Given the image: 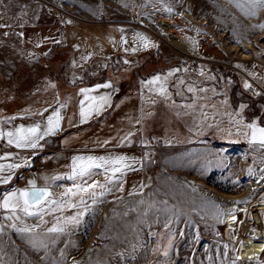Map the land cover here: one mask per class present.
Masks as SVG:
<instances>
[{
    "label": "rangeland",
    "instance_id": "1",
    "mask_svg": "<svg viewBox=\"0 0 264 264\" xmlns=\"http://www.w3.org/2000/svg\"><path fill=\"white\" fill-rule=\"evenodd\" d=\"M9 1L13 0H0V16L6 10L38 24L47 22L42 18L46 15L54 17L60 21L61 37L66 23L112 24L136 36L137 48L143 49L145 43L155 48L134 58L95 61L73 76L67 74L64 63L58 74L54 71L62 81L110 78L125 89L149 91L148 82L154 74H164L165 61H169L174 71L159 77L167 82L174 78L175 97L190 102L186 93L192 92V84L206 87L204 96L208 90L210 96L220 95L215 111L220 115L205 120V129H175L170 127L171 118L159 117L155 129H148L143 138L160 135L163 146L147 156L149 166L137 196L124 198L116 189H98L95 202L84 196L87 210L78 205V196L72 197L71 203L78 206L43 215V223L38 216L24 213L8 219L11 213L0 209V264H71L77 259L76 264H156L161 260L170 264H264V149L246 146L244 137L236 135L235 124L241 118L245 124L264 123V95L249 94L245 88L247 78L264 86V28L259 27L264 24V6L251 15L244 0H14L7 5ZM172 34L179 35V40ZM11 72L10 67L0 69V81ZM23 72L31 80L42 77L41 69ZM3 82L0 88L4 89ZM153 91L159 93V85ZM174 105L180 113V104ZM210 107L205 102L206 115L213 113ZM195 114L190 111L185 122L192 124ZM3 118L1 129H5ZM0 157H4L0 165L17 163L15 159L8 162L10 155L5 152ZM19 168L5 169L0 176L10 175L9 184L21 185L43 177L42 170ZM237 208L243 209L242 215H237ZM73 216L79 222L65 224ZM57 225L64 231H48ZM25 226L34 230L18 231ZM239 241L259 247L251 255L240 254Z\"/></svg>",
    "mask_w": 264,
    "mask_h": 264
},
{
    "label": "crops",
    "instance_id": "2",
    "mask_svg": "<svg viewBox=\"0 0 264 264\" xmlns=\"http://www.w3.org/2000/svg\"><path fill=\"white\" fill-rule=\"evenodd\" d=\"M13 1L6 4L10 5ZM42 18H47V22L38 24L33 22V19H26L24 14H10L6 10L0 16V69L10 67L12 70L10 77H5L4 82L0 81L5 86L4 89L0 88V99L2 95L4 96L0 117L4 115L5 123V129H1L0 122V134L15 132L17 128H30L37 124L40 125L42 133L47 126L48 118L55 112H59L61 116L59 130L52 135L44 136L35 148H17L14 144L8 143L7 136L0 135V143L3 145V151L0 153L10 155L8 162L15 159L16 164L20 165L19 169L26 170L35 159L42 161L43 177L35 182V186L46 188L52 194L49 199H59L66 188L73 187L74 182L67 177L71 174L72 160L76 156L126 157L129 167L124 170L123 175L117 173L109 183L106 177L111 176V172H106L102 168L93 169V175L88 183L103 184L105 188L100 190L104 191H108V188L116 189L120 197L137 196L143 190L149 166L141 148L147 143L148 136L143 137L148 129H155L159 117L168 118L169 121L171 118L170 127L172 124L175 129H205V120L220 115L219 112L215 113L217 101L220 100L219 94L214 92L210 96L208 90L206 92L208 96H204L205 92L203 94L202 89L206 87L192 84V92L186 93L189 101L194 102L191 105L190 102L175 97L176 92L171 87L174 78L167 82L165 77H161V80H165L166 95L153 91L159 84H149L151 86L149 91H133L124 90L123 85L110 78L87 83L74 82L76 78L73 82L62 81L54 71L57 70L58 74L60 66L64 63L68 65L67 74L73 76L77 75L78 69L95 61H108L114 57L134 58L143 54L145 50L155 48L151 45L143 49L137 48L136 36L128 33L123 27L112 24L83 26L66 23L61 37L59 19L48 15ZM2 50L5 52L2 53ZM2 55L5 56L4 59ZM82 61H85V64L81 63ZM165 64L164 74L174 71L175 66L171 65V62L165 61ZM38 69L42 70V77H38L37 81L36 78L31 80L23 72L26 70L29 73L28 71ZM16 71H19L20 75L17 73L18 76L12 77ZM164 74L156 73L154 77ZM105 84L110 87H103ZM183 88L182 86L181 89L185 92ZM82 89L94 90L89 93L93 97L110 98L109 103L98 115L93 113L84 123H81L80 117L81 102L84 101L87 105L88 101H85ZM213 89L217 91L219 87L214 86ZM205 102L211 105L209 109L214 110L213 113L206 115ZM174 104H180V113L175 112L177 106ZM189 108L196 113L195 120L190 125L185 122L192 111L188 110ZM173 116L177 121L172 120ZM215 120L217 121L214 119L212 126ZM258 126L264 127V123ZM245 144L252 148L258 147L249 145L246 139ZM39 145H43L45 150L42 151ZM28 188V182L22 185L15 182L0 183V200L5 193Z\"/></svg>",
    "mask_w": 264,
    "mask_h": 264
},
{
    "label": "snow or ice",
    "instance_id": "3",
    "mask_svg": "<svg viewBox=\"0 0 264 264\" xmlns=\"http://www.w3.org/2000/svg\"><path fill=\"white\" fill-rule=\"evenodd\" d=\"M244 5L249 8V14L255 15V10L257 7L264 6V0H244ZM244 5L237 4V7H243ZM259 27L264 28V24L259 25ZM144 40V37H140ZM147 47V43L144 45ZM173 73H169L172 75ZM166 79V78H165ZM151 85L159 84V93L161 95H166V88L164 82L161 81V77H153L152 80L148 82ZM103 87L107 88L110 85L105 84ZM250 85L245 83V88H249ZM191 90V89H190ZM90 91L88 89H82L81 93L84 95L85 101H88L87 105L84 101L81 102L82 106L80 109L81 123L86 122L93 113L99 114L105 105L109 103V97L100 96L93 97L90 96ZM244 106H241L243 110ZM239 116V113H237ZM61 116L59 112H55L53 116H50L47 121V126L45 130L40 132V125L37 124L30 128H17L15 132L2 133L0 135L8 137V143L10 145L14 144L17 148H35L37 147L38 141L43 139L44 136L52 135L59 130ZM237 126L236 135H242L246 139L249 145H257L258 149H264V127L258 126L255 122L245 124L243 119L235 121ZM241 129H244L241 132ZM231 135V133H229ZM107 143V142H105ZM4 159V157H0ZM127 158L124 156L116 157H92V156H76L73 157L71 165V174L67 177L69 180L74 182L73 187L66 188L59 199H49L52 195L46 188L37 189L34 182H29V188L24 190H12L5 193L3 199L0 200V209H3L9 213L11 216L7 217L11 219L16 216L17 212H22L26 216H38L41 223H43V215L48 214L52 211H62L65 207H73L78 205H84L85 210H87L88 205L84 199L85 195L92 198L93 202L96 199V189H104L105 185L98 184L96 182L88 183L93 175V169H104L106 172H111V176L106 177L109 183L112 182L113 177L117 173L121 175L124 174V170L129 167L126 163ZM19 164H8L0 165V172H4L5 169L11 171L19 168ZM252 169H248V173H252ZM264 171V169H262ZM264 179V177H261ZM11 180V176H0V183H8ZM78 180L84 181L83 183H78ZM103 195V191L100 193ZM79 197L78 205H73L71 203L72 197ZM55 206L54 208L52 206ZM219 207V205H217ZM80 216L83 215V211L79 213ZM233 220L235 217H232ZM78 217L73 216L65 221L68 223H78ZM34 229L27 226L18 229L20 232H31ZM49 232H63L64 227L59 225L48 229ZM264 250V249H262Z\"/></svg>",
    "mask_w": 264,
    "mask_h": 264
},
{
    "label": "built area",
    "instance_id": "4",
    "mask_svg": "<svg viewBox=\"0 0 264 264\" xmlns=\"http://www.w3.org/2000/svg\"><path fill=\"white\" fill-rule=\"evenodd\" d=\"M254 67L256 69L259 68L258 64H255ZM249 81V88H246L247 93L249 94H261L264 95V86L261 85L259 82L254 81L253 79L247 78ZM163 146V138L157 135H151L148 136L147 138V145L146 147H144L145 149H143V152L145 154V156H149L150 157V151L157 149V148H161ZM3 145L0 143V150L2 149ZM39 148L44 151V146L43 145H39ZM44 169V163L42 161H39L37 159H35L34 161H32L30 163V165L27 167V170L29 171H41Z\"/></svg>",
    "mask_w": 264,
    "mask_h": 264
},
{
    "label": "bare ground",
    "instance_id": "5",
    "mask_svg": "<svg viewBox=\"0 0 264 264\" xmlns=\"http://www.w3.org/2000/svg\"><path fill=\"white\" fill-rule=\"evenodd\" d=\"M163 22H165V23H168L169 24V22H168V20H164ZM170 25V24H169ZM168 31H170L171 33H172V30H171V27L169 28L168 27ZM172 36L176 39V40H179L178 39V36L176 35V34H172ZM180 37V36H179ZM242 210L243 209H241V208H237L236 209V213H237V215H242ZM155 234H157L155 231H152L151 232V235L153 236V237H155ZM257 247H259V245H256V244H254V243H243L242 241H239L238 242V252L240 253V254H247V255H251V254H253V253H255L256 251H257ZM78 262H80V259H77V260H75L74 261V263H71V264H76V263H78ZM156 264H170L167 260H161V261H156Z\"/></svg>",
    "mask_w": 264,
    "mask_h": 264
},
{
    "label": "water",
    "instance_id": "6",
    "mask_svg": "<svg viewBox=\"0 0 264 264\" xmlns=\"http://www.w3.org/2000/svg\"><path fill=\"white\" fill-rule=\"evenodd\" d=\"M37 189H44V188H37Z\"/></svg>",
    "mask_w": 264,
    "mask_h": 264
},
{
    "label": "trees",
    "instance_id": "7",
    "mask_svg": "<svg viewBox=\"0 0 264 264\" xmlns=\"http://www.w3.org/2000/svg\"><path fill=\"white\" fill-rule=\"evenodd\" d=\"M124 90H126V89H124Z\"/></svg>",
    "mask_w": 264,
    "mask_h": 264
}]
</instances>
